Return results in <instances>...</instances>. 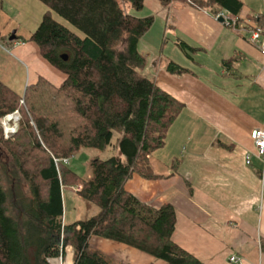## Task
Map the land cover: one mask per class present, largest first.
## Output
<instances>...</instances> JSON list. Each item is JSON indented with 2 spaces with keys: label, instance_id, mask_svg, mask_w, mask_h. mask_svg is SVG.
<instances>
[{
  "label": "trees",
  "instance_id": "obj_1",
  "mask_svg": "<svg viewBox=\"0 0 264 264\" xmlns=\"http://www.w3.org/2000/svg\"><path fill=\"white\" fill-rule=\"evenodd\" d=\"M40 1L48 10L29 39L67 78L56 86L41 76L24 95L0 80V119L19 107L22 112L13 138L4 137L0 124V152L4 149L9 168L28 186L27 192L8 189L0 172V264H51L50 258L66 256L68 246L73 248V264H114L92 248L93 236L123 243L168 264H203L174 240V205L154 207L126 187L135 174L147 180L159 177L150 155L164 146L184 109L182 101L142 73L147 60L139 42L154 16H137L124 5L140 11L145 0ZM160 1L168 8L175 0ZM188 1L241 29L244 0ZM53 12L84 36L57 21ZM249 15L264 24V14ZM177 43L188 56L197 49L181 39ZM167 68L175 74L188 72L174 61ZM116 131L120 136L114 142ZM87 147L106 152L113 147L122 156L91 158L90 175L83 177L67 160ZM172 166L177 167V160ZM74 186H81L77 192L89 207L100 210L67 223L63 194Z\"/></svg>",
  "mask_w": 264,
  "mask_h": 264
},
{
  "label": "crops",
  "instance_id": "obj_2",
  "mask_svg": "<svg viewBox=\"0 0 264 264\" xmlns=\"http://www.w3.org/2000/svg\"><path fill=\"white\" fill-rule=\"evenodd\" d=\"M244 2L240 30L188 0H175L168 8L160 0H145L137 15L154 16L139 42L147 60L142 73L182 101L184 109L171 125L164 146L150 155L159 177L147 180L135 174L126 187L154 207L174 205V240L203 264H237L230 260L233 254L245 264H264V164L251 137L254 129L264 128V58L251 39V27L258 23L249 15L264 12L259 0ZM42 4L0 0V80L19 95L41 76L56 86L67 78L29 39L48 10ZM13 31L15 38L10 39ZM179 39L197 47L191 56L180 48ZM229 58L233 59L224 62ZM170 61L188 72H170ZM104 152L87 147L79 153L90 160L104 157ZM96 237L91 238L92 248L114 264H168L123 243ZM69 248L61 259L68 258Z\"/></svg>",
  "mask_w": 264,
  "mask_h": 264
},
{
  "label": "rangeland",
  "instance_id": "obj_3",
  "mask_svg": "<svg viewBox=\"0 0 264 264\" xmlns=\"http://www.w3.org/2000/svg\"><path fill=\"white\" fill-rule=\"evenodd\" d=\"M259 1H260L258 3L259 7H261L263 9V12H264V0H259ZM42 5H43V7H46V5L44 3ZM124 6H125L126 10L132 14L138 15L140 13V11L134 10L130 5H128V6L124 5ZM31 14H34V13H31ZM53 16L61 24L66 25L68 28H70L72 31L76 32L80 36H82V37L84 36V33L82 31H80L78 28H76V26L71 24L69 21H67L65 18L61 17L56 12H53ZM20 104L21 105L25 104L24 100H23V102L21 100ZM14 112H17L16 116L19 117L18 120H15L16 119L15 118L12 121H8L7 125L4 124L5 118L7 117V115L14 114ZM14 112L7 114L0 119V124H1V127L3 128V134H4V137L6 139L13 138L15 133L18 132V130L20 128V124L22 122V112L20 110V107L18 109H16ZM9 124L12 126V128L16 124L15 130L13 131V133L11 131L8 133L6 132L7 126H9ZM119 136H120V133L118 131H116L114 134L113 141L116 142L117 139L119 138ZM104 153H105V156L102 158H106V157L112 156V155L122 156L121 153L119 152V150L115 149L113 147H110L108 149V151L107 152L105 151ZM8 157H9L8 154L4 151V149H2V151L0 152V169H1L0 172L2 173L3 178H4V179H2L3 184L8 189H11V188L14 189V187H17V188L19 187L24 192H27L28 186L24 185L23 182H21L18 175L17 174L15 175L13 173V170L11 168H9L8 161H7V160H9ZM87 158L88 157H86L85 155L77 153L76 155L71 157L68 165L71 168L75 169L80 176L87 177L89 172H90L89 160ZM75 187H77V186H74L73 188L67 187L64 189V194H63L64 195V220L67 223L74 222L78 219L83 220L89 216H92L93 214H96V212H98L100 210L99 207L96 205H92L91 207H89V205L86 203V201L83 200L80 197V195L78 194V192L75 190ZM96 239H97V237L93 238V240H92V244L94 246L98 245ZM69 249H70V254H69L68 258L66 257L65 259H61L59 257L58 259L50 260L51 264H72V262H73L72 261L73 250H72V248H69Z\"/></svg>",
  "mask_w": 264,
  "mask_h": 264
},
{
  "label": "built area",
  "instance_id": "obj_4",
  "mask_svg": "<svg viewBox=\"0 0 264 264\" xmlns=\"http://www.w3.org/2000/svg\"><path fill=\"white\" fill-rule=\"evenodd\" d=\"M251 39H252V41H254L255 43L258 44L260 52L264 58V24H256L254 26L253 30L251 31ZM22 102H23V100H22ZM16 113L17 112H14V114L7 115V117L8 116L13 117V118H11L10 121H12L15 118H16L15 120H18L19 117L16 116ZM7 122L8 121H6V118H5L4 124L7 125ZM15 126H16V124L12 128V126L9 124V126H7L6 132L8 133L11 131L13 133V131L15 130ZM251 137L253 138V141H254V145L256 148V154L259 156V158L262 160V162L264 164V128L260 127V128L254 129L251 133ZM67 161H69V160H67ZM246 162H247V164L252 163L251 155H247ZM80 189H81V186L75 187L76 191H78ZM230 260L233 263L245 264V261L242 258H239L235 254L230 256Z\"/></svg>",
  "mask_w": 264,
  "mask_h": 264
},
{
  "label": "water",
  "instance_id": "obj_5",
  "mask_svg": "<svg viewBox=\"0 0 264 264\" xmlns=\"http://www.w3.org/2000/svg\"><path fill=\"white\" fill-rule=\"evenodd\" d=\"M219 19H221L222 21H224V17H222V16ZM14 38H15V31H13L10 39H14Z\"/></svg>",
  "mask_w": 264,
  "mask_h": 264
},
{
  "label": "bare ground",
  "instance_id": "obj_6",
  "mask_svg": "<svg viewBox=\"0 0 264 264\" xmlns=\"http://www.w3.org/2000/svg\"><path fill=\"white\" fill-rule=\"evenodd\" d=\"M11 118H13V117H11V116L6 117V121H10Z\"/></svg>",
  "mask_w": 264,
  "mask_h": 264
}]
</instances>
